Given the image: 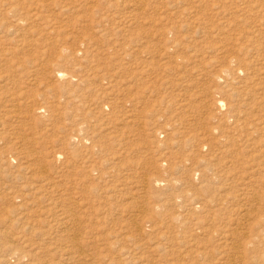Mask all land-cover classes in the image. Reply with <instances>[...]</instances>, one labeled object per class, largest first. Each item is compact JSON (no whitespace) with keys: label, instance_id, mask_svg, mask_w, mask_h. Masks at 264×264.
Listing matches in <instances>:
<instances>
[{"label":"rangeland","instance_id":"obj_1","mask_svg":"<svg viewBox=\"0 0 264 264\" xmlns=\"http://www.w3.org/2000/svg\"><path fill=\"white\" fill-rule=\"evenodd\" d=\"M0 47V264H264V0H0Z\"/></svg>","mask_w":264,"mask_h":264},{"label":"bare ground","instance_id":"obj_2","mask_svg":"<svg viewBox=\"0 0 264 264\" xmlns=\"http://www.w3.org/2000/svg\"><path fill=\"white\" fill-rule=\"evenodd\" d=\"M136 2H137V1H136ZM0 49H2V47H0ZM0 52H1V51H0ZM248 66H249V65H248ZM246 68H248V67H246ZM5 76H6V75H5ZM4 78H6V77H4ZM4 78H3V79H4ZM7 78H8V77H7ZM7 78H6V79H7ZM1 79H2V76H1ZM3 79H2V80H3ZM6 79H5V80H6ZM2 80H1V82H2ZM250 80H252V79L250 78ZM3 81H4V80H3ZM250 83H251V82H250ZM250 83H249V84H250ZM252 83H253V82H252ZM255 84H256V83H255ZM255 84H254V85H255ZM251 85H252V84H250V86H251ZM252 86H253V85H252ZM244 89H245V88H244ZM247 89H248V88H247ZM258 89H260V88H258ZM248 90H249V89H248ZM250 90H251V88H250ZM250 90H249V91H250ZM247 92H248V91H247ZM249 94H251V93H249ZM219 104L222 105L221 103H219ZM240 211H241V210H240ZM245 220H246V219H245ZM241 221H242V220H241ZM135 224H136V222H135ZM239 224H240V223H239ZM163 240H164V239H163ZM233 246H234V245H233ZM231 257H232V256H231ZM198 258H199V257H198Z\"/></svg>","mask_w":264,"mask_h":264}]
</instances>
